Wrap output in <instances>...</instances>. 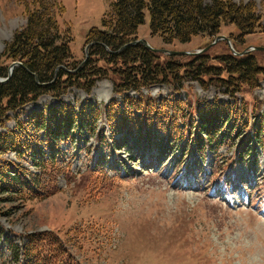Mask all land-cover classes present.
<instances>
[{"label":"rangeland","instance_id":"obj_1","mask_svg":"<svg viewBox=\"0 0 264 264\" xmlns=\"http://www.w3.org/2000/svg\"><path fill=\"white\" fill-rule=\"evenodd\" d=\"M58 1L64 7L58 16L59 28L68 33L75 61L84 66L92 54L91 46L86 48V36L92 28H102L114 0ZM233 1L254 3L264 27V0ZM25 2L0 0V54L14 34L27 25ZM145 14V23L138 31L140 40L173 52L205 50L201 54L209 57L208 64L216 67L218 75L200 74L194 55L160 54L156 63H177L172 74L155 75L140 92H124L123 87L119 94L114 88L124 68L95 58L94 66L108 73L107 78L97 79L90 94L67 84L59 98L46 94L0 115V135L16 128L14 118L24 122L28 115L44 108L50 110L62 103L75 109L102 107L103 115L112 99L123 108L126 95L143 103V110H132L131 114L145 118L148 110L158 122L173 120L176 133H184L187 139L171 141L158 124L147 126L144 132L134 125L113 133L103 120L96 124L94 133L74 132L68 142L58 144L60 159L70 166L69 176L51 180L47 192L36 199L10 200L0 195V264H19L6 239L22 245L28 235L50 231L68 251L65 264H264V75L259 77L258 87L236 92V88L218 82V78H227L218 57L236 56L228 42L213 44L214 38L198 35L186 43L167 44L152 35L148 10ZM220 36L232 39L238 53L251 47L264 48V28L240 36L236 25L222 23ZM245 55L254 56L264 68V52L250 51L236 57ZM10 65L4 58L0 64ZM215 101L232 113H240H236L237 120L225 131V137L219 136L204 150L194 148L192 155L194 144L188 146L193 137L190 114H196L198 106L202 110ZM260 119L262 122L256 123ZM252 133L253 138L244 140ZM39 135L44 139L42 133ZM40 143L36 156L43 152L46 160L49 147L44 141ZM27 151L24 155L1 153L0 163L28 170L47 187L51 167L46 172L36 168L31 162L32 151Z\"/></svg>","mask_w":264,"mask_h":264},{"label":"trees","instance_id":"obj_2","mask_svg":"<svg viewBox=\"0 0 264 264\" xmlns=\"http://www.w3.org/2000/svg\"><path fill=\"white\" fill-rule=\"evenodd\" d=\"M22 1H26L25 9L29 11L27 25L14 34L4 53L0 54V64L3 58L11 63H22L14 69L7 83L0 84V115L3 116L9 111L38 101L46 94L59 98L67 90V84L90 94L97 79L107 78L108 73L103 68L101 70L94 66L97 62L95 58L109 64H120L124 68L122 77L114 88L117 93H122L120 88L123 87L124 92H139L151 83L155 75L161 77L167 73L172 74L178 67L177 63L167 61L164 65L158 64L157 54L142 43L133 44L138 41L139 28L145 23L146 10L151 17L152 35L160 36L167 44L174 41L186 43L198 35L216 37L220 34L222 23L236 25L240 36L253 34L258 28H264L261 26L262 17L252 2L238 4L233 0H114L103 18L102 28H92L87 34L86 45L93 44L92 54L86 64L79 67L80 63L75 61L71 51V40L66 36L68 33L61 32L59 28L58 16L64 11L60 2ZM194 60L199 64L200 74L218 75L214 72L216 67L208 64L207 55L195 56ZM218 60L227 78H214H218V82L229 88H236V92H241L243 87H258L259 77L264 75V68L258 65L252 55L240 58L224 55L219 56ZM190 65L195 66L193 61ZM7 76L8 66H0V77ZM132 110H143V103L128 96L125 97L123 108H120L119 102L112 101L103 115L99 109H75L62 103L53 109L44 108L30 114L24 122L14 118L16 128L0 135V154L13 151L24 155L29 153V148L34 166L45 172L50 166L51 171L47 173L49 181L46 187V183L42 186L40 178L29 174L28 170L6 162L0 163V195L7 196L10 200L13 197L36 199L41 192H47L46 188L49 189L51 180H56L61 175L69 176L70 166L66 165V160L60 159L58 144L68 142L74 132L80 134L87 130L94 133L96 124L102 117L113 133H122L134 125H137L140 132H144L143 129L148 130L147 126L150 128L152 124H158L171 141L185 136L184 133H176L177 123H173V120L166 122L159 119L158 122L151 111L147 110L144 118L143 115L131 114ZM196 113L189 119L195 136L194 148L198 150L205 143L212 146L219 140V136L225 137V131L237 120L236 113L239 114L240 111L232 113L230 108L215 101ZM228 113L234 121L229 119ZM128 121L130 124L126 123ZM40 133L44 139H41ZM41 140L50 150L46 160L43 152L40 160L36 156ZM56 236L53 232L30 234L23 246L6 240L19 264H65L69 259L68 251Z\"/></svg>","mask_w":264,"mask_h":264},{"label":"water","instance_id":"obj_3","mask_svg":"<svg viewBox=\"0 0 264 264\" xmlns=\"http://www.w3.org/2000/svg\"><path fill=\"white\" fill-rule=\"evenodd\" d=\"M219 39H225V37H219L218 40H219ZM227 41H229V39H227ZM139 42H143V41H139ZM144 44H145L146 48L152 50L153 52H161V53L169 54V55H172V56H179V55L187 54V53H180V52H170V51H166V50H157V49H153V48H152L150 45H148L147 43H144ZM232 50H233V49H232ZM253 50H255V51H264V48H253ZM246 52H247V51H246ZM246 52L238 53V55H243V54H245ZM19 65H21V63H19V62H18V63L15 62V63H13V64L10 65V67H9V76L12 75V73H13L15 67H17V66H19ZM2 82H4V81H0V83H2Z\"/></svg>","mask_w":264,"mask_h":264}]
</instances>
